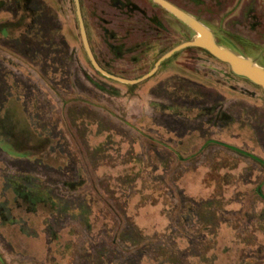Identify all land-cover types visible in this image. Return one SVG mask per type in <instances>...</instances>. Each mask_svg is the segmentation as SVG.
Wrapping results in <instances>:
<instances>
[{"label":"rangeland","instance_id":"374dc122","mask_svg":"<svg viewBox=\"0 0 264 264\" xmlns=\"http://www.w3.org/2000/svg\"><path fill=\"white\" fill-rule=\"evenodd\" d=\"M16 1L0 16L15 17ZM36 1L58 48H70L74 68L86 63L102 90L41 77L21 86L14 76L27 73L10 67L1 264H264V166L229 148L264 162V91L199 48L175 54L139 84L114 82L86 57L74 0ZM80 1L95 53L110 57L105 29L134 30L125 57L111 60L129 79L196 37L159 9L162 29L110 0ZM168 1L220 47L264 69V0ZM16 114L39 136L17 139L24 127Z\"/></svg>","mask_w":264,"mask_h":264},{"label":"flooded vegetation","instance_id":"af4514ba","mask_svg":"<svg viewBox=\"0 0 264 264\" xmlns=\"http://www.w3.org/2000/svg\"><path fill=\"white\" fill-rule=\"evenodd\" d=\"M110 1H112V4L114 7H116L117 9H119L122 12L124 10L126 12H129L130 9L133 11L137 10L138 12L141 13V17H146L147 20L153 26H155L159 29L164 28V25H163L162 17L155 12L157 9L163 11L166 14L171 15L172 17H174L172 14L167 12L165 9L160 7L158 4L154 3L153 0H149V2L156 9L151 7L153 12L150 11L148 13L145 11V9L143 7H139L136 4H134L133 3L134 0H110ZM165 1L169 2L168 0H165ZM169 3L174 5L175 7H177L175 4H173L171 2H169ZM80 7H81V13H82V17H83V21H84V25H85L88 43H89V46H90L91 51L93 53V56H94L96 62L98 63V65L103 70H105L106 72H108L114 76L121 77L124 79H129V78H126V76L123 73H119L118 71L116 72L113 69V67L115 66L116 63L112 62L111 60L114 57H118L117 61H120V59L125 57V51L130 50L131 46H130L129 42H130V38H131L134 30L130 29V28H128V29L126 28L121 33H119V31H116V30L111 31V30L105 29L102 32V38L108 40V43H105V46L108 47V53L110 55V57L106 58L102 54L95 53L93 46L91 44V41L88 37V31H87V27H86L84 16H83L81 1H80ZM15 9H16V15H15L16 23L14 25H15V28H16L17 33H18L17 34L18 35L17 46L21 50V52L24 54H31L34 62L37 63V65L41 63V64H44L45 67H48L49 69H53V70H61V69H63V67H66L68 69L71 66V64H73L74 59H76V58H74V59L71 58L70 48H67V47L64 49L58 48L59 46L56 43V37H55L54 33L47 31L49 28V24H48L47 16L44 12L45 6H43L41 4V2H37L36 0H17ZM4 11H6V5H2V0H0V14ZM129 16H130V14L127 17H129ZM174 18H176V17H174ZM7 27H8V23L0 20V81L3 77L2 66L5 65V61L1 55V53H2L1 48L3 46H6V37L4 35V32L6 31ZM82 44H83V41H82ZM83 48H84V44H83ZM84 51H85L86 57L88 58V55L86 53L85 48H84ZM165 54H163L162 56H164ZM88 60H89V58H88ZM134 60L136 62V59H134ZM77 64L80 65L84 80L86 82H89L90 84H93L96 87L100 88L97 83H94L89 78V76L87 74L86 63H84L80 60V62H78ZM90 64H91V62H90ZM91 66H92V64H91ZM160 66H159V68H160ZM92 68L96 71L97 74H99L100 76H103L93 66H92ZM157 71H156V73H157ZM103 77H105V76H103ZM107 79H109V78H107ZM136 79H138V78H136ZM110 80H112V79H110ZM129 80H135V79H129ZM112 81H114V80H112ZM114 82H117V81H114ZM117 83H119V82H117ZM8 120L9 119H8L5 90L3 91L1 89L0 90V136L5 137V140L9 142L8 136H7L8 135L7 134V127H6L8 125ZM16 136L18 139V137H23V134L22 135L17 134ZM24 139L25 138L23 137L21 142L24 141ZM12 144H14V145L16 144L14 140L12 141ZM16 145H18V142ZM28 146L30 147L31 145H28ZM34 147H36V146H33L31 148H34ZM2 157L6 158V156L4 154H2V152L0 151V162H1ZM3 171L4 170H2L1 165H0V182L4 181L3 179H5L4 183L7 185L8 184L7 178H6V176L2 175ZM15 182H14V186H15L16 190L19 191L17 189V187L20 186L21 180H17ZM21 198H22V196H21ZM35 198H36V195L30 196V199L35 200ZM26 204L29 205L28 203H26Z\"/></svg>","mask_w":264,"mask_h":264},{"label":"water","instance_id":"95a60500","mask_svg":"<svg viewBox=\"0 0 264 264\" xmlns=\"http://www.w3.org/2000/svg\"><path fill=\"white\" fill-rule=\"evenodd\" d=\"M153 1L154 3L158 4L160 7L165 9L167 12L172 14L174 17H176L179 21L184 23L192 31H194L196 33V37L193 40L182 43L178 45L177 47L173 48L172 50H170L169 52H167L164 56H162L157 61L154 68L147 74L143 75L142 77L138 79L129 80V79H124L121 77L114 76L106 72L105 70H103L98 65V63L96 62L93 56L89 43H88L85 25H84L82 13H81L80 1L74 0L76 16H77L79 30H80L81 38L84 44V48L88 55L89 61L99 73L121 84L133 86V85L139 84L149 79L150 77H152L158 70L159 66L165 61L169 60L175 54L185 49H188V48H199L209 53L211 56H213L218 61L228 65L231 71L235 75L249 80L251 83L257 85L264 91V69L257 66L251 60L243 58L242 56H238L234 54L233 52L220 47L215 42L212 32L207 27H205L202 23L196 20L194 17L189 15L188 13L175 7L174 5L170 4L169 2L165 0H153Z\"/></svg>","mask_w":264,"mask_h":264},{"label":"crops","instance_id":"0c3cea01","mask_svg":"<svg viewBox=\"0 0 264 264\" xmlns=\"http://www.w3.org/2000/svg\"><path fill=\"white\" fill-rule=\"evenodd\" d=\"M2 5H6V9H7V0H2ZM6 11H4V13ZM0 20L8 23V27H7L6 31L4 32V35L6 37V46H3L1 48L2 49L1 55L5 61V65L2 66L3 77L0 81V82H3L2 83L3 86L1 88L3 91L6 88L5 92L7 93V87H8V81H7L8 75H7V73L10 71L9 70V69H11L10 67H13V66L17 67L22 72L27 73V74L22 73L21 75L16 74V77L14 76L18 85H19V83H21L20 84L21 86L22 85L24 86L27 79H30L32 81H36L37 79H40V77H41L44 80H48V82L51 84V86H54V87H56V86L64 87L63 82H70L71 83V81L73 83H72V85L69 84L70 86L79 87L81 89L87 87L88 85L92 87V84H90L89 82H86L84 80L79 64H76L77 66H75V67H77V69L73 67V64H75V63H73V64H71V66L68 69L66 67H63V69H61V70L49 69L48 67H45V65L41 64V63L37 65V63L34 62L31 54L22 53L21 50L17 46V38H18L17 34L18 33H17V30H16L15 25H14L16 23L15 17H13L12 19H8L7 17L0 16ZM70 56L72 57V53H70ZM15 57H17V58H15ZM10 72H12V71H10ZM87 74H88V72H87ZM99 89L102 90L101 88H99ZM9 98L11 99L12 97H9ZM16 100L20 101L19 98H17ZM6 103H8L7 96H6ZM17 114H16L15 119L17 120V122H20V124L23 125V127H24L23 122L25 120L24 119L25 117H23V116L21 117ZM27 116H28V119L36 118V117H34V112H29V114H27ZM8 119H11V116H9V112H8ZM24 129L26 131H23ZM24 129L18 135L23 134V137H28L27 135H29V134L32 136H37V137L39 136V135H34V132L30 131V129L27 126H25ZM29 138H28V140H29ZM36 140H37V141H35L36 144H33V143H35L34 141L31 142L32 147L38 146V143L40 140H38V139H36ZM40 198H41V196H37V198H35V199H40Z\"/></svg>","mask_w":264,"mask_h":264},{"label":"trees","instance_id":"16d2710c","mask_svg":"<svg viewBox=\"0 0 264 264\" xmlns=\"http://www.w3.org/2000/svg\"><path fill=\"white\" fill-rule=\"evenodd\" d=\"M201 51H203V52L206 53V51H204V50H201ZM229 148H230L231 150H233V151H236V152L239 153V154H242V155H245V156H248V157L254 159L255 161L259 162L260 164H262V165L264 166V162H263L262 160H260V159H258V158H256V157H254V156H251V155H249V154H247V153H244V152H242V151H239V150H237V149H234V148H232V147H229ZM258 195H259V196H263V194L261 193V191L258 193ZM262 198L264 199V197H262ZM0 261H1V257H0ZM0 264H1V262H0Z\"/></svg>","mask_w":264,"mask_h":264}]
</instances>
